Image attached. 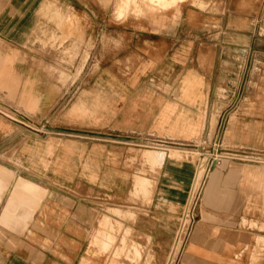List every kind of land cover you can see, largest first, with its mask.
<instances>
[{
    "label": "crops",
    "instance_id": "1",
    "mask_svg": "<svg viewBox=\"0 0 264 264\" xmlns=\"http://www.w3.org/2000/svg\"><path fill=\"white\" fill-rule=\"evenodd\" d=\"M39 2L0 10V89L13 100L0 108V264H82L83 257L112 264L114 252L102 253L97 229L102 220L125 219L112 206L136 214L122 223L131 227L127 245L140 246L141 264H164L194 174L193 146L230 112L224 143L231 145L224 147L239 153L209 172L179 264L264 259V0H183L110 23L112 53L101 58V72L88 88L65 91L59 111L42 68L52 63L31 50ZM26 82L28 91L18 93ZM13 114L51 132L28 129ZM136 147L165 153L149 155L163 159L155 171L147 163L135 171ZM138 175L151 185L134 204L128 199Z\"/></svg>",
    "mask_w": 264,
    "mask_h": 264
},
{
    "label": "rangeland",
    "instance_id": "2",
    "mask_svg": "<svg viewBox=\"0 0 264 264\" xmlns=\"http://www.w3.org/2000/svg\"><path fill=\"white\" fill-rule=\"evenodd\" d=\"M24 1L25 0H0V10L15 11L27 8L25 7L27 3H24ZM74 1L76 2V5L65 0H40L35 9L37 26L33 31L34 33L31 37L32 39H30V43H37L36 46L31 47V50L37 54L36 57L41 58L45 56L50 59L52 63L51 65H44L42 68L48 71L53 80L54 88L58 92V97L56 99L57 104L54 107V110L57 111L63 108L68 100V96L66 97L67 94L63 95L65 91L74 92L77 89L88 88L91 85V82L89 81L90 78L101 72V58L107 57L110 53H112V44L110 43V37L108 34L110 23L119 24L121 22H125L130 17L141 18L144 17L146 13L153 14L154 10L156 12L158 9H167L183 0H170L172 2L171 4H167L166 0H96L97 8H99L102 13L100 19L98 16L97 18L93 16V0ZM262 41L264 42V40ZM114 43L115 42H113V45H115ZM28 45L29 40L25 44V47H29ZM262 48L261 52L264 53V44H262ZM262 58L261 72L264 71V56ZM13 61L10 63V67L12 69ZM27 84V82L24 83L18 93H26L28 91ZM244 84L245 83H241L242 86ZM237 85L238 83H234V86ZM251 85L254 84L251 83ZM258 85L260 90L264 89V82L259 83ZM4 100L13 101L8 98L7 90L0 89L1 109H4L2 104L5 102ZM17 103L20 104L26 111L34 110L33 108H26L20 102ZM231 113L232 112L225 113L223 115H226L227 118L230 115L235 116V114ZM14 116L21 121L22 126L30 127L28 129L38 127L42 133L49 134L51 132V130H46L45 127L29 123V120L23 115H19L21 117L17 115ZM216 117L217 115L214 114L211 116L209 123L210 128L208 129L209 136H211L213 128L216 124ZM53 119V116L52 118L49 117V123H52ZM226 144L229 146L231 145V143L227 141ZM226 144L224 143V146H226ZM136 148L141 149L142 147ZM168 148L170 149V153H172V155H175L176 157L181 156L177 147ZM154 153L159 155L163 154L164 158L165 153L161 150L143 148L139 151H135L131 156L132 159H135L133 161L135 171H138L136 167L137 163H141L142 165L147 163L150 169L155 171L153 168L159 166L163 159L161 162L152 160L149 155ZM194 157L196 158L197 155ZM138 158L140 159V162ZM146 173L148 175L151 172ZM140 182H142V185ZM150 185V182L146 178L140 175L135 176L134 189L133 193H131L133 198L130 197L128 202H133L134 204L140 202V200L136 198L140 196L138 193L141 192L142 186L144 187V191L146 193ZM108 209L121 210L126 215L125 219L121 220L110 219L108 221H100V226L97 229L100 230L99 245L102 253H110L111 255V252H114V255H112L113 257L111 258V260L114 261L112 264H124L120 262V258L129 260L131 264H141L143 262L144 255L140 246L135 242H132L130 246L127 245V235L131 230V227L130 225L122 223V220L132 222L135 219L136 214L134 211L131 212V210H126L121 207L112 206L108 207ZM263 212L264 211H262V213ZM262 216L264 218V213ZM258 226L264 229V219L263 223H259ZM112 231L123 233L120 241H117V239L114 238L111 234ZM262 240H264V237ZM256 255L258 254L256 253ZM258 260L259 258L253 259V263L264 264V259H260L259 262ZM89 261V257H83L81 263L86 264ZM109 262L110 259L107 263ZM146 262L148 263V261Z\"/></svg>",
    "mask_w": 264,
    "mask_h": 264
},
{
    "label": "built area",
    "instance_id": "3",
    "mask_svg": "<svg viewBox=\"0 0 264 264\" xmlns=\"http://www.w3.org/2000/svg\"><path fill=\"white\" fill-rule=\"evenodd\" d=\"M228 118L222 115L212 137L202 138L194 148V174L188 190L187 199L177 218V227L169 247L164 264H178L184 248L190 238L193 226L198 220V209L201 204L202 192L209 172L222 165L225 158L235 151L224 147V136ZM223 153V154H221ZM241 155L243 153H240ZM245 155V154H244Z\"/></svg>",
    "mask_w": 264,
    "mask_h": 264
},
{
    "label": "bare ground",
    "instance_id": "4",
    "mask_svg": "<svg viewBox=\"0 0 264 264\" xmlns=\"http://www.w3.org/2000/svg\"><path fill=\"white\" fill-rule=\"evenodd\" d=\"M230 119H231V115H230ZM230 119H229V122H230ZM229 122H228V126H229ZM228 128V127H227ZM227 128H226V130H227ZM225 134H226V131H225ZM225 137V136H224ZM221 154H223V153H221ZM158 157V156H157ZM163 157V156H162Z\"/></svg>",
    "mask_w": 264,
    "mask_h": 264
}]
</instances>
